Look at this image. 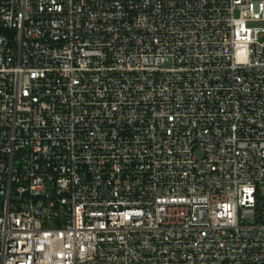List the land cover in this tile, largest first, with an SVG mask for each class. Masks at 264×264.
<instances>
[{"label": "built area", "instance_id": "built-area-1", "mask_svg": "<svg viewBox=\"0 0 264 264\" xmlns=\"http://www.w3.org/2000/svg\"><path fill=\"white\" fill-rule=\"evenodd\" d=\"M0 264H264V0H0Z\"/></svg>", "mask_w": 264, "mask_h": 264}]
</instances>
